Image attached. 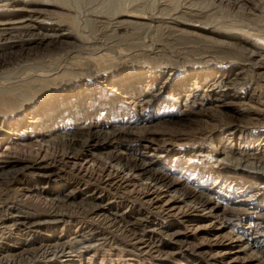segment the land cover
<instances>
[{"label":"rangeland","instance_id":"rangeland-1","mask_svg":"<svg viewBox=\"0 0 264 264\" xmlns=\"http://www.w3.org/2000/svg\"><path fill=\"white\" fill-rule=\"evenodd\" d=\"M23 2L43 11L33 20L30 31H3L0 25V96L15 95L17 101V111L0 119V153L29 149L36 143L48 148L58 140V147L46 154H65L69 135L85 121L98 122L104 133L113 127L126 126L133 132L147 127L144 131L151 132L154 141L126 139L117 148L101 142L93 153L105 158L116 150L130 158L142 157L151 163L152 172H163L182 184L159 195L158 206L167 209L159 213L133 198L132 183L116 192L67 168L43 165L36 172H25L18 188L34 189L42 198H63L72 193L66 202L69 207L62 209L66 214L62 220H27L18 231H1L0 264L6 259H15L17 264H51L40 258L32 263L29 260L44 245L56 243L66 246L75 264H264L250 258L251 251L244 249L243 242L253 238L250 227L264 220V165L256 163L252 165L255 168L235 161L243 154L264 156V143L256 139L264 132V78L259 75L261 65L242 63L234 53L245 48L264 57V0H248V4L242 0H0V8ZM131 10H143L137 12L146 18L134 22L123 18ZM28 12L9 10L0 13V20L19 21ZM92 12H97L96 16ZM194 15L206 16L207 25L189 18ZM40 33L54 39L40 45ZM222 34L237 40L226 41ZM53 105H59L60 110L49 117ZM68 107L71 112L79 110V116L55 118L61 117V108ZM22 113L16 127L13 119ZM33 152L26 157L32 158ZM98 157L85 153L76 163L94 168ZM5 161L1 158L0 165ZM49 169L58 176L47 172ZM42 170L47 172L45 179ZM8 171L0 170V178L7 177ZM140 182L143 186L147 180ZM186 186L212 198L209 207L218 203L217 211L209 213V207L201 210L190 199L178 202ZM97 200L102 201L111 220L119 219L124 226L127 221L133 223L134 233L141 235L148 248L141 245L140 251L113 229L95 227L79 214L78 208ZM19 207L31 218L45 216L41 209ZM240 209L249 213L226 218L230 222L221 216L225 210ZM223 220L227 226L221 224ZM92 233L97 236L95 241L83 245L74 242ZM172 234L174 240L170 239ZM258 241L262 243L258 252L262 253L264 234ZM23 258L27 260L19 262Z\"/></svg>","mask_w":264,"mask_h":264},{"label":"bare ground","instance_id":"bare-ground-1","mask_svg":"<svg viewBox=\"0 0 264 264\" xmlns=\"http://www.w3.org/2000/svg\"><path fill=\"white\" fill-rule=\"evenodd\" d=\"M14 1H18V0H13ZM34 1V0H33ZM223 1H221L222 3ZM242 2H244V4H248V0H242ZM10 3V2H9ZM18 4V3H17ZM226 4V3H225ZM231 4V3H230ZM236 4V3H235ZM250 4V3H249ZM61 5V4H60ZM63 5V4H62ZM65 6V5H63ZM237 6V5H236ZM60 6H58L59 8ZM231 7H233V5H231ZM54 8V7H53ZM62 8V7H61ZM136 8V7H135ZM138 8V7H137ZM165 8V7H164ZM173 8V7H172ZM230 8V7H229ZM235 8V7H234ZM247 8V7H246ZM245 8V9H246ZM28 10V14L27 16L24 18H20L17 20H4L1 21L0 20V25L4 27V30H10V31H30L29 28L30 25H33V20L37 19V17L39 16L40 13H42L43 10H36L35 8H32L30 6V4L28 2L26 3H21L18 5H11V6H1L0 8V13L2 12H9V10L11 11H16V12H22V10ZM66 9V8H65ZM141 9V8H140ZM231 9V8H230ZM62 10V9H61ZM161 10V9H160ZM163 10V9H162ZM122 11V10H121ZM121 11L119 13H121ZM132 11V10H131ZM142 12L141 10H133L132 12H128V15L123 16V18H129L130 20H132L131 22H134L133 20L136 19H142L144 20L146 18L145 15H143V17L140 16V14H138V12ZM147 11V10H146ZM145 11V12H146ZM168 11V10H167ZM250 11V10H249ZM55 12V11H54ZM163 12V11H162ZM27 13V12H26ZM56 13H59L56 11ZM55 13V14H56ZM93 13V12H92ZM93 13V15L96 16ZM113 13V12H112ZM159 13V12H158ZM190 13V12H189ZM63 14V13H62ZM102 14V13H100ZM118 14V13H117ZM142 14V13H141ZM145 14V13H143ZM148 14V13H147ZM155 14V13H154ZM204 14V13H203ZM16 15V13L14 14ZM18 15V14H17ZM31 15V16H30ZM57 15V14H56ZM65 15V13L63 14ZM67 15V14H66ZM99 15V14H98ZM113 15V14H112ZM120 15V14H119ZM161 15V14H160ZM165 15V14H163ZM169 15V13H168ZM177 15V14H176ZM184 14H182L183 16ZM205 15V14H204ZM203 15V16H204ZM22 16V15H21ZM20 16V17H21ZM94 16V17H95ZM156 16V15H155ZM17 17V16H15ZM98 17V16H97ZM107 17V16H106ZM113 17V16H111ZM119 17V16H118ZM145 17V18H144ZM150 17V16H149ZM206 17V16H205ZM205 17H199L197 15L191 16L189 17L190 19H198V21H196L197 24L203 23L206 24L207 20L205 19ZM208 19H213L212 16L209 17V15L207 16ZM18 18V17H17ZM60 18V17H59ZM91 18V17H90ZM100 18V17H99ZM121 18V17H120ZM148 18V17H147ZM151 18V17H150ZM154 18V17H152ZM181 18V16L179 17ZM63 19V18H62ZM182 19V18H181ZM185 19V18H184ZM187 19H188V15H187ZM186 19V20H187ZM64 20V19H63ZM66 20V19H65ZM90 20V19H89ZM97 20V19H96ZM101 20V19H100ZM113 20V19H112ZM124 20V19H123ZM147 20V19H146ZM145 20V21H146ZM156 20V19H155ZM192 20V21H193ZM204 20V21H202ZM93 22V20H91ZM122 21V20H121ZM126 21V20H124ZM163 21V20H162ZM184 21V20H183ZM191 21V20H190ZM202 21V22H200ZM4 22V23H1ZM101 22V21H100ZM104 22V21H103ZM102 22V23H103ZM109 22V21H107ZM113 22V21H112ZM116 22V21H114ZM119 22V21H118ZM136 22V21H135ZM143 21H141L140 23L142 24ZM159 22V21H158ZM189 22V21H187ZM186 22V23H187ZM195 22V21H194ZM98 23V21H97ZM120 23V22H119ZM138 22H136L137 24ZM101 24V23H100ZM105 24V22L103 23ZM108 24V23H107ZM111 24V23H110ZM113 24V23H112ZM115 24V23H114ZM135 23H133L132 25H134ZM144 24V23H143ZM158 24V23H157ZM189 24V23H187ZM194 24V23H193ZM211 24V23H209ZM117 25V24H115ZM131 25V24H128ZM131 25V26H132ZM138 25V24H137ZM149 25V24H148ZM146 25V27L148 26ZM162 25V24H160ZM167 25V24H166ZM175 25V24H174ZM190 25V24H189ZM202 25V24H201ZM207 25V24H206ZM113 26V25H112ZM120 26V25H118ZM117 26V27H118ZM123 27L125 26L122 25ZM145 26V25H144ZM171 26V25H170ZM210 26V25H209ZM34 27V26H33ZM40 27V26H39ZM133 27H138V26H133ZM132 27V28H133ZM142 27V25H141ZM149 27V26H148ZM127 28V27H126ZM12 29V30H11ZM42 29V28H40ZM121 29V28H120ZM180 29V28H179ZM190 29V28H189ZM33 30V29H32ZM117 30V29H116ZM125 30V28H124ZM202 30V29H201ZM43 31V30H41ZM40 31V32H41ZM178 31V30H177ZM212 31V30H211ZM1 32V31H0ZM48 32V31H47ZM115 32V31H114ZM170 32V30H169ZM179 32V31H178ZM183 32V31H182ZM8 33H10L8 31ZM54 33V32H53ZM122 33V32H121ZM188 33V32H187ZM41 34V33H40ZM44 34V33H43ZM39 35V41H40V45H42L43 43L47 42L48 40H53V39H49L48 34L46 35ZM179 34V33H178ZM195 34V33H194ZM197 34V33H196ZM199 34V32H198ZM197 34V35H198ZM2 38L3 37V34ZM13 35V34H12ZM37 35V34H36ZM50 35V34H49ZM52 35V34H51ZM188 35V34H186ZM190 35V33H189ZM188 35V36H189ZM196 35V36H197ZM206 35V34H205ZM209 35V34H208ZM219 35V34H218ZM224 35V34H222ZM60 36V35H59ZM62 36V35H61ZM180 36V35H179ZM185 36V35H184ZM194 36V35H193ZM204 36V35H203ZM202 36V37H203ZM207 36V35H206ZM213 36V34H212ZM63 37V36H62ZM187 37V36H186ZM201 37V38H202ZM215 37V36H214ZM226 39V41H230L229 39H234L237 40L236 38H230L229 36H222ZM189 38V37H188ZM191 38V37H190ZM37 39V38H36ZM56 39V38H55ZM194 39V38H193ZM196 39V38H195ZM198 39H200L198 37ZM198 39L196 41H198ZM206 39V37L204 38ZM33 41V39H31ZM35 40V39H34ZM38 40V39H37ZM190 40V39H188ZM192 40V39H191ZM202 40V39H201ZM209 39H207L206 41H208ZM214 40V39H211ZM216 40V39H215ZM219 40V39H218ZM221 40V39H220ZM29 41V40H28ZM50 41H48L47 43H50ZM57 41V40H56ZM76 41V40H75ZM79 41V40H78ZM76 41V42H78ZM210 41V40H209ZM21 41H19L20 43ZM25 42V41H24ZM83 42V41H82ZM191 42V41H190ZM204 42V41H203ZM214 42V41H213ZM222 42V41H221ZM12 42H9V44ZM17 43V42H16ZM23 43V42H22ZM198 43V42H197ZM233 43V42H232ZM3 44V41H2ZM14 44V42H13ZM37 44V43H36ZM162 44V43H161ZM196 44V43H195ZM213 44V43H212ZM219 44V43H218ZM234 44V43H233ZM236 44V43H235ZM239 44V43H238ZM1 45V44H0ZM16 45V44H15ZM18 45V44H17ZM24 45V44H22ZM34 45V44H33ZM50 45V44H49ZM55 45V44H54ZM61 45V44H60ZM197 45V44H196ZM203 45V44H202ZM214 45V44H213ZM240 45V44H239ZM7 46V45H6ZM217 46V45H216ZM219 46V45H218ZM224 46V45H223ZM5 47V46H3ZM13 47V46H12ZM21 47V46H20ZM242 47V46H241ZM65 48V47H64ZM202 48V47H200ZM223 48V47H222ZM221 48V49H222ZM233 48V47H232ZM231 48V50H232ZM60 49V48H59ZM226 49V48H225ZM235 49V48H233ZM10 50V48H9ZM57 50V49H56ZM182 50V49H181ZM201 50V49H200ZM198 51V50H197ZM13 52V51H12ZM20 52V51H19ZM208 52V51H207ZM256 52V51H255ZM14 53V52H13ZM50 53V52H49ZM234 53L237 56H240L242 58V63H249L251 64L253 62V65H258L262 67L261 69V73L259 75H261V77L264 78V57L263 55H257L254 54V52H250L247 49H236V51H234ZM8 54V52H7ZM12 56V55H11ZM239 57V58H240ZM237 58V57H236ZM238 59V58H237ZM5 62V61H4ZM4 64V63H3ZM241 71V70H240ZM239 73V72H238ZM234 77V76H233ZM235 80V79H234ZM237 81V80H236ZM241 81V80H240ZM129 82V81H128ZM224 83V82H223ZM137 88V87H136ZM15 96V95H14ZM14 96H11V94H6L5 96H0V119H4L6 117L7 114H11V113H15L17 111V101L15 100ZM89 98V97H88ZM63 105V104H62ZM219 105V104H218ZM64 108V107H63ZM62 109L61 112V117H55L56 119H63V118H68L70 117H77L79 116V110H75L74 112H71L69 107ZM220 108V107H219ZM218 109V108H217ZM15 110V111H14ZM59 109V105H53L52 108L50 109L48 115L49 117H52L53 113L58 112ZM14 111V112H13ZM23 112V111H22ZM186 112V111H185ZM67 115H65V114ZM188 113V112H187ZM217 113V112H216ZM25 113L21 114V117H17V119H13L14 120V124L16 125V127H18L17 125L19 124L20 121H22V116ZM186 114V113H185ZM202 114V113H201ZM84 115V114H83ZM86 115V114H85ZM187 115V114H186ZM192 115V112H190L187 116ZM206 115V114H205ZM15 116V115H14ZM65 116V117H64ZM216 116V115H215ZM8 118V117H6ZM5 118V119H6ZM11 118V117H10ZM4 119V120H5ZM49 119V118H48ZM230 119V118H229ZM203 120V119H202ZM222 120V119H221ZM220 120V121H221ZM81 121V120H80ZM85 121V119H84ZM83 121V122H84ZM214 121V120H213ZM218 121V119H217ZM216 121V122H217ZM231 121V120H230ZM235 121V120H234ZM250 121V120H248ZM219 122V121H218ZM200 123H205L207 124V122H200ZM119 124V122H118ZM185 124V123H184ZM223 124V123H222ZM225 124V123H224ZM257 125L261 126L260 124L256 123ZM255 124V125H256ZM112 125V124H111ZM102 125H100L98 122H84L82 124V126L76 128L75 133H73L71 136L69 135V138L67 140L68 143V151L65 154H61L58 155L56 154V152L54 154H46L48 152V149L52 150L59 142L58 140H54V143L52 145H50L48 148H43L39 143H36L34 145H30L28 148L29 149H25V148H21L19 150L15 149L14 151L7 153L5 152H1L0 153V159H6L7 163L4 164L3 162L1 163L2 165H0V170L8 168V172H7V177H2L0 178V232L1 231H6L8 229V231H10L9 229L15 228L17 231L21 228V226H25V221L29 220H40V221H45V220H62L63 216H65L66 214L63 212L62 209L64 208H68L69 206L66 205L67 200L69 199V197L71 196L72 193L67 194L65 197L63 198H59L55 195L49 196L46 195L45 198H42L39 195H36L34 193V189L31 188H26V189H20L17 186V182L20 181V179L22 178L21 176L25 173V172H36L37 170H39V168H41V166L45 165L46 167L48 166H52L55 167L57 169H64L67 168L69 171L70 169L72 171H74L73 173H75V175L80 176L81 178L88 180V181H94L96 184L101 185L104 189H108V190H113L116 191L118 188H121V186L124 185H128L129 183H132V191H130V193L132 192V194L134 195L133 198H138L136 200H139L142 204L146 205L147 208L150 211H158L159 213H162L163 211L167 210H163L162 206L159 207L158 205L159 203V195H163L167 192H170V190L172 189H177V186L181 185L182 182L180 180L177 179H172L170 178L168 175H165L163 172H152L150 169L151 163L148 161L143 160L142 157H135V158H130L128 155H126L123 152L120 151H112L111 154H107L105 158H100L98 156H96L93 151L99 147V143L101 142H108L110 145H112V147L117 148L121 143L122 140H134L137 142H151L154 141V139L151 137V132L149 133L147 130L144 131V129H146L147 127H145L144 129H138L139 132H133L130 128L128 127H119V128H114L112 130H110L111 132L104 133L102 132L101 129ZM116 127V126H115ZM192 127V126H190ZM2 128V127H1ZM0 128V129H1ZM203 128V127H202ZM111 129V128H110ZM135 129V128H132ZM258 129V128H255ZM135 131V130H134ZM170 131V130H169ZM155 133V132H154ZM153 133V134H154ZM170 133V132H169ZM156 134V133H155ZM167 134V133H166ZM1 136V135H0ZM67 137V136H66ZM252 137V136H249ZM256 139L259 141H257V143H264V132H260V136L256 135ZM262 139V141H260ZM64 141V139H63ZM66 142V141H65ZM256 142V141H255ZM107 144V143H106ZM246 143H243V145H245ZM25 147V146H24ZM33 147H36V150L33 152L31 149ZM58 147V145H57ZM57 151V150H56ZM28 152H33V157H26V154ZM89 153V155L92 158L98 157L99 159H97L98 161H100V163H98V161H96L95 163V167L94 168H83L82 165H79L76 163V159H78L79 157L83 156L84 154ZM225 153V152H224ZM222 152V154H224ZM256 156V155H255ZM254 155H249V154H243L240 155L238 158H235V161L237 162H242V163H246V164H250L251 167H255L256 166H252V165H264V156H261L259 158H256ZM227 157V154H226ZM5 161V162H6ZM44 164H42V162H44ZM257 163V164H256ZM71 164V165H70ZM79 166V167H78ZM78 167V168H77ZM260 169V168H258ZM42 178L45 179L44 175L46 176L47 172H52L53 176L57 175V172L49 169V171H44L42 170ZM257 173V172H256ZM261 174V172H259ZM40 175V174H39ZM232 177V176H231ZM233 178V177H232ZM54 179V178H53ZM147 180L146 184L142 183L139 184L137 183L139 180ZM252 179V178H251ZM222 182V181H221ZM139 184V185H138ZM145 185V186H144ZM249 189V188H248ZM165 191V192H163ZM118 192V191H116ZM33 193L35 195H33ZM38 193V192H36ZM181 195L178 196V202H184L186 199H190L192 200V203L195 204V206L197 205L199 208L201 207V210L204 209H208V207L210 205L213 204L212 202V198H208L206 196V194L204 195V193H202L201 191H197L192 187H183L181 189ZM179 194V193H178ZM262 194L260 193L259 196H261ZM264 195V194H263ZM174 198L176 199V197L174 196ZM173 198V199H174ZM174 199V201H175ZM70 200V199H69ZM177 200V199H176ZM98 203L96 204H92L89 206H86L85 208L82 206L81 208H78L79 210V214L81 216H83L84 218H87L93 226L97 227V226H101V227H107V229L109 228L110 230L113 229L114 232H116V234H120L121 236H124L127 238L126 241H128L129 243H133L134 248H137L138 250H140V248H138L141 245H146V247L148 248V244L147 242H144V239L141 237V235L134 233L135 230H133V223L129 224V222L127 221L126 223L128 225L124 226L123 224L121 225V223L119 222V219L117 220H111L108 216H107V209L105 206L102 205V201L97 200ZM169 202V201H168ZM175 203V202H174ZM26 205V206H30V207H34L37 209H41L43 210V213H45V216H38L36 218H31V216L29 215H24L21 212V208L19 207V205ZM169 205V204H168ZM169 207V206H168ZM219 207L218 203H215L214 206L209 207L210 208V212H215L217 211ZM196 208V207H195ZM82 209V210H80ZM259 208H253V210H258ZM195 210V209H194ZM78 211H76L78 213ZM161 211V212H160ZM154 213V212H153ZM183 213V212H182ZM244 213H249L248 210H238V212H232V210L228 211L225 210L223 211L221 216H225L224 219L228 218V217H239L240 215L244 214ZM184 214V213H183ZM18 215V216H17ZM23 216H27L25 219L23 218ZM48 216V219H44L45 217ZM23 218V219H22ZM233 219V218H232ZM259 219V218H258ZM222 220V219H221ZM230 220V219H229ZM229 220L226 219V221L230 222ZM39 221V222H40ZM261 221V220H260ZM14 222V224H12L11 226L9 225L10 223ZM142 222V221H140ZM138 225H143L142 223H140ZM17 223V224H15ZM31 223V222H30ZM34 223V222H33ZM45 223L43 222V224H38V226L44 225ZM221 224H224L225 226V220H223V222H221ZM30 225V224H29ZM34 224H31L30 226H33ZM37 225V224H36ZM16 226V227H15ZM136 226V225H134ZM147 228H149V226L145 225ZM253 227H250V229H252L250 231V236H253V238L251 239H247L245 238V240L243 241L244 244L246 245V247L244 248L247 251H251L250 255L251 259L254 260H261L262 263H264V252L259 253V249L262 250V243L261 241H258V239H261V235L264 234V220H262L261 223H255L254 225H252ZM91 228V227H90ZM94 228V227H93ZM153 228V227H152ZM159 228V227H158ZM95 229V228H94ZM156 229V228H153ZM112 230V231H113ZM7 231V232H8ZM94 231V230H93ZM137 231V230H136ZM157 231V230H156ZM159 231V230H158ZM155 232V231H154ZM94 233V232H93ZM92 234H85V236L80 237L79 239L75 240L74 242L76 244H85L89 241H93L97 236ZM151 233V232H150ZM160 233V232H159ZM5 234V232H4ZM128 236H127V235ZM157 234V233H155ZM154 234V235H155ZM230 234V233H229ZM228 234V235H229ZM2 235V232H1ZM232 237H229V239H231ZM102 239V238H101ZM124 239V238H123ZM171 240L175 239V234H172L170 236ZM263 239V238H262ZM1 240V239H0ZM95 241V240H94ZM73 242V241H72ZM141 242V243H140ZM143 242V243H142ZM150 242V240H149ZM140 243V244H137ZM74 244V243H73ZM144 245V246H145ZM88 246V245H87ZM143 246V247H144ZM82 247V246H81ZM155 247V246H154ZM145 249V248H144ZM150 249V248H149ZM141 251V250H140ZM150 251V250H149ZM78 252V251H77ZM29 254V253H28ZM72 253L70 252H66V246L62 243H56V244H49V245H44L43 248H41V250L34 256H30L32 259L29 260L32 263V260L36 259V258H40L42 260H45L46 263H69V264H75V260L71 259ZM27 260L26 258L20 259L19 262L23 263V261ZM1 261V260H0ZM15 259H6L4 261V263L2 264H15L14 263ZM1 263V262H0ZM29 263V262H28ZM38 263V262H37ZM17 264V263H16Z\"/></svg>","mask_w":264,"mask_h":264}]
</instances>
